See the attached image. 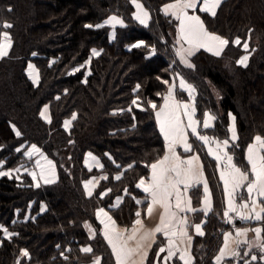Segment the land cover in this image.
I'll use <instances>...</instances> for the list:
<instances>
[{
	"label": "trees",
	"instance_id": "obj_1",
	"mask_svg": "<svg viewBox=\"0 0 264 264\" xmlns=\"http://www.w3.org/2000/svg\"><path fill=\"white\" fill-rule=\"evenodd\" d=\"M141 1L151 14L148 25L135 19L133 0H0L1 29L12 40L0 58L1 167L26 161L25 149L35 144L55 161L59 175L56 182L39 186L27 174L22 181L0 176V264H81L99 256L102 264H115L95 209L125 188L139 194L137 181L164 155L165 142L150 103L162 102L167 81L177 72L196 87L199 115L206 109L215 115V132L229 138V118L235 116V161L250 173L245 146L257 134L264 136V0H223L215 15L198 8L207 29L229 42L221 55L199 49L191 67L178 60L177 18L162 11L173 0ZM112 15L123 20L114 39L110 27L102 24ZM237 39L254 48L245 67L236 63L244 52ZM139 40L144 44L129 47ZM95 49L99 52L94 55ZM30 61L40 69L38 84L27 74ZM45 106L50 121L42 116ZM88 152L99 155L109 173L102 184L111 186L105 202L99 192L85 194L83 180L96 171L86 167ZM123 168V176L113 181ZM216 189L223 203V191ZM135 208L127 196L113 211L121 222H130ZM211 223L207 231L214 237L195 238L197 264H214L218 215ZM5 228L13 235L5 236Z\"/></svg>",
	"mask_w": 264,
	"mask_h": 264
},
{
	"label": "rangeland",
	"instance_id": "obj_2",
	"mask_svg": "<svg viewBox=\"0 0 264 264\" xmlns=\"http://www.w3.org/2000/svg\"><path fill=\"white\" fill-rule=\"evenodd\" d=\"M198 7L200 9L199 5ZM106 26L110 27L109 24H107ZM111 28L112 27L109 28V35ZM215 34L224 38V40L228 44L229 40L226 37H224L223 35H219L217 33ZM176 41L178 48V40L176 39ZM242 42L243 41L239 39L235 40V44L241 45L243 47L242 49L244 50V52H242L236 59V63L238 65L244 66L239 62V59L243 57L249 63L254 48H251L248 42H244V43ZM11 46H12V40L10 33H8L5 30H2L0 23V58L5 56L9 52ZM197 51H195L190 57H188V60H186V62L190 64V66L185 65L179 57L178 60H180L183 66L191 67L193 66L192 57ZM222 53H219V55H221ZM93 54L95 55L94 52ZM177 56H178V51H177ZM88 63L89 61L86 62V64ZM27 74L29 75L32 81L35 80L38 81L39 83L40 69L38 68L37 64L34 61L29 62L27 66ZM179 76L183 78V76L179 72L173 74L171 80L169 82L167 81L168 86ZM183 79L188 84H190L189 86L191 87L192 90L179 85L176 86V95L175 98L173 99L174 101L172 102L171 105H169L171 106L170 111L161 114L162 117H164V125L166 126V132L169 131L171 133L170 141L171 143L173 142V153L167 154L166 151L167 140L164 134L162 133L161 129L159 128V124H158V111L160 112L162 108H164L163 104L168 96L167 93L168 86H167L165 97L162 100V102L157 104L156 102L151 101L150 103L151 106L155 108L158 128L165 142L164 155L150 164L148 175L142 176L137 181L136 187L139 190V194H134L129 190H127V188H125L121 194L114 196L112 200L108 203V205H100L96 207L95 216L97 218V209L100 207H104V209L105 208L108 209L110 215L114 218V220L117 221L119 225L128 227L129 229L130 227L133 226V229L131 230L133 231L136 228L134 227V225L136 224V219H138L137 217L141 215L140 218H142L143 216L142 213L146 212L144 206L145 204H147L148 206V203L150 201V197L140 188L139 182L141 180L143 181L150 180V177L152 176L153 164L163 161L166 155L167 156L165 158L166 159L165 163L160 165L162 171H159V173L164 178L166 176L165 179L168 180L169 179L168 169L169 166L173 164V157H175L176 155H180V157L189 158L190 161L188 163L186 162V164L190 166L189 169L190 172L186 173L187 178H184L185 179L184 181H187V183L189 182V184H191L190 188L187 190H189V195L191 197L192 204L194 206V211L192 212L191 217L189 216V214H187L188 216V220H187V217L185 216L188 224L187 231L191 236V245L190 243L183 242L181 248L184 247V244L186 245V248L180 252H174L172 246L176 244V242H173L171 244L169 243L168 245L166 237L163 234H158L156 240H158V237L160 236V238L163 239V241L161 239L158 241L149 264H177V262L178 264H197L195 263L196 256L194 251L196 244L195 238L200 236L214 237L213 233L210 234L207 231V226H209L210 224L211 227L212 225L211 217L213 215H218V222H221V225L217 229L216 238L220 242H219L218 250L215 253V256L213 257L214 264H264V184L258 186V183L256 181L257 177L255 174V170L259 172L261 170V172L264 174V136L257 134L253 138V140L248 145L245 146V159L250 167V173H248L244 171L242 167L239 166L235 161V153L236 152L239 153L238 148H236L237 145L234 146L232 144V142L239 141V133L237 129V122L235 116L231 115L229 118V124H228L229 138H227L226 136L225 137L222 136L220 132H215L214 131L216 127L215 115L208 109L204 111L202 116L199 115L197 109L198 96H197L196 87L192 83L187 81L185 78ZM210 86L213 89L214 94L217 97H219L220 92L218 91V89L212 83L210 84ZM45 107H47L48 109V106ZM169 112H171L172 115L168 114ZM207 115L213 118L212 123H210L209 126H206L205 124L206 123L205 119ZM179 140H184L183 144H185L186 146L175 143L176 141ZM250 146L253 149L252 155L257 165V168L255 170L253 168V161L250 157V153L248 150ZM32 149L34 151L32 150L31 157L28 156L26 157L25 155L26 152H24V157H25L24 160L27 161V159H29V165L31 164L29 170L32 173V175L37 177V179L34 180L31 177L32 175L28 174L29 171L27 175L32 179V182L34 183L35 186H39L40 184L39 185L36 184H38L40 180H43L44 175H49L53 169L55 170V167L58 173V168L55 161L50 156H48L45 153V151H43L40 147L34 146ZM212 151L216 152L217 154L221 153L222 158L215 157L212 154ZM97 156L99 157V159H101L100 162L101 167L99 169H89L86 166L89 170H96V171H94L95 173L91 174L89 177L83 180V188L85 194L89 197L99 192V197L102 199L103 202H105L108 200L107 196L111 191V186L107 185L103 187L102 184L108 180L109 173L104 170L105 164L102 158L99 155ZM204 156L207 157L209 163L205 161ZM198 160L200 161V164ZM22 163L24 164V162ZM22 163H20L21 165L18 164L14 168H3L1 167L2 164L0 163V176L6 174L9 177H15L17 180L22 181L23 180L22 178H24L23 177L24 174H21ZM124 169L125 168H123L120 172L114 173V175L112 176L113 181L123 176ZM183 170L186 172V170L188 169L183 167ZM220 170L222 172L221 175H220ZM193 171H195L194 175L197 177V180L202 176L201 173H199L202 171L204 176V182L207 183V185L209 186L212 192V204H211L212 209L210 210V212L203 208V201L205 195H204V186H202V182L196 181L195 178L194 181L192 182L193 178H191V176ZM213 172L217 173L216 178H213L214 177L212 176ZM93 175L100 177L95 190L92 192L91 195H89L86 191L87 188L85 187L84 182ZM58 177L59 175L57 174V179L55 180V182L58 180ZM221 177L224 179L225 182L222 181ZM258 181L260 182L261 180ZM165 182L170 183V181H165ZM216 186L218 190L223 191L222 192L223 203L220 201V199H217ZM168 187L171 190V186ZM225 188L230 189L232 191V194L235 195V198H233L234 205H231V207H229V209L227 210H226V201H225ZM227 193L230 194L229 191H227ZM127 196L132 197L136 204L135 213H134L135 216L130 220V222L129 221L121 222L117 218L116 214H114L113 209H118L120 206H122ZM144 196H148L149 198L145 197L146 201L145 202L142 201L141 203H139V200L141 198L144 199L143 198ZM116 197H120L121 202L119 205L114 204ZM157 198L162 199L164 203V211L163 209L159 210L162 213L161 217L173 216L172 211L170 209L165 208L167 203L169 205V201H168L169 199H165V196L163 194L157 195ZM174 201H176V199H174ZM215 202L219 205V206L216 205V209L218 211H216L214 207ZM158 205L160 204H157L156 207ZM184 211H186L184 210V208L181 207L178 208L177 214L173 216L174 218L172 224H180L182 222V221L180 222L178 215H180ZM121 218L123 219V217ZM98 222L100 223L99 220ZM142 222L143 221H141V223ZM0 226L2 225L0 224ZM100 226L102 227L101 223ZM89 227L91 231L95 233V230L93 226H91V224L89 225ZM235 230H237L236 233ZM101 233L103 235V229L101 230ZM4 235L9 237L13 234L9 232L8 229L5 228ZM132 235L134 236V234ZM236 236L238 238L237 243L235 242ZM197 250L201 252L200 245H197ZM196 255H198V253ZM26 256L27 257L30 256L28 251ZM90 261L91 260H89L88 262ZM101 264H102V260H101Z\"/></svg>",
	"mask_w": 264,
	"mask_h": 264
},
{
	"label": "crops",
	"instance_id": "obj_3",
	"mask_svg": "<svg viewBox=\"0 0 264 264\" xmlns=\"http://www.w3.org/2000/svg\"><path fill=\"white\" fill-rule=\"evenodd\" d=\"M223 0H175L168 2L163 5L162 11L166 15H171L178 20L177 25V40H178V57L181 59V61L185 65H189L186 60H188V57H190L195 51L198 49H206L210 53L213 54H219L222 53L227 45V42L224 40V38L216 35L215 33L210 32L206 29L205 23L202 19V16L197 12V9L200 6V11H203L204 13H208L210 15L216 14L218 7L222 3ZM134 17L136 20H138L140 23L147 25L150 22L151 14L150 11L146 8V6L140 1V0H134ZM103 25L109 24L111 28L110 30V38L114 39L115 33H116V27L121 26L123 24V20L115 15L110 16L107 18L103 23ZM144 44L142 40L137 41L136 43L129 45V47L132 46H139ZM99 51L97 49L94 50V53L97 54ZM239 62L242 65H247L248 61L245 60V58H240ZM246 62V63H245ZM34 83H38V81L33 80ZM182 86L189 88L191 87L182 77H177L171 84L168 86V96L164 102V108L159 112L158 111V124L159 128L161 129L162 133L164 134L167 145H166V151L168 153H173V142L170 141V132H166V126L164 125V117H162V113L168 112L171 109L173 99L176 95V86ZM193 86V85H192ZM162 105V106H163ZM180 112V111H179ZM184 112V111H183ZM168 114L172 115L171 112ZM42 116L45 118V120L50 121L51 115H50V108L44 107L42 109ZM213 118L209 115L206 116L205 124L206 126H209L210 123H212ZM68 123V126H67ZM208 124V125H207ZM71 125V119L67 120L65 123L66 128H70ZM235 127V125H234ZM176 144H180L183 146H186L184 143V140H179L175 142ZM36 145H30L25 149L26 157H31L32 154V148ZM252 146V145H251ZM249 147V153L250 157L253 161V168L254 170L257 168V165L255 163L254 157L252 155L253 149L252 147ZM38 147V146H37ZM252 150V151H251ZM34 151V150H33ZM212 154L215 157H221V153L217 154L216 152L212 151ZM167 156V155H166ZM165 156V158H166ZM195 157V156H193ZM163 161H160L158 163H154L152 166V176L150 177V180L143 181L141 180L139 182L140 188L150 197V201L147 204H145L144 208L146 210L145 213H142V218L137 217L136 224L134 227H136L133 231V226L130 227H124L117 223L116 220L110 215V212L108 209H104V207H100L97 209V218L100 221L103 229V236L108 243V245L111 247L115 254V264H146L149 253L156 242L158 234H163L169 243L176 242L172 246L174 252H180L186 248V245L184 244V247H182L183 242L184 243H190L191 245V236L187 231V220L189 216L191 217L192 212L194 211V206L192 204L191 197L189 195V189L191 184L187 181H184V178H187L186 173L190 172V166L186 164V162H190L189 158H183L180 157V155H176L173 157V164L169 166L168 173H169V179L166 180L165 178L159 173V171H162L161 164L165 163V159ZM222 158V157H221ZM200 160V159H199ZM198 160L199 164L200 161ZM101 159L94 154L93 152H88L85 157V164L89 169H99L101 167ZM21 165V164H20ZM29 159L27 161H24V164L22 163V172L21 174H27L29 171V175H32V173L29 170ZM183 167L188 169L186 172L183 170ZM201 177L197 180V177L194 175L195 171L192 172L191 178H193L192 182L194 181V178L196 181L202 182V186H204V201H203V208L205 210L212 209V192L207 185L206 182H204V176L202 171ZM57 171L56 167L55 170L53 169L49 175H44L43 180H40L39 184H45L49 182H54L57 179ZM222 174L220 170V175ZM256 174V181L259 185L264 184V174L259 171L255 170ZM34 180L37 179L36 176H31ZM100 176H91L88 178L84 183L85 187L87 188V193L89 195L92 194V192L95 190L98 182H99ZM222 181L224 179L221 177ZM258 180H261L260 182ZM165 181H170V183H166ZM255 181V180H254ZM225 182V181H224ZM168 186H171V190ZM92 188V189H89ZM256 188V187H255ZM227 191L230 192V194L227 193ZM184 192V193H183ZM163 194L165 196V199H169V205L166 204L165 208L170 209L173 213V216L177 214L178 208H184L183 213L178 215L180 219V224H172L173 223V216L170 217H161L162 213L159 211L160 209H163L164 211V203L162 199L157 198V195ZM262 194V193H261ZM144 199H140L139 203L142 201L145 202ZM148 197V198H149ZM233 198H235V195L232 194V191L228 188H225V201H226V210L231 207L233 204ZM176 199V201H174ZM121 202L120 197H116L115 203L116 205H119ZM157 204H160L156 207ZM228 207V208H227ZM46 207L43 206L42 210H44ZM141 208V207H140ZM139 208V209H140ZM207 211V212H208ZM245 212V211H244ZM243 212V213H244ZM187 220H186V217ZM161 217V218H160ZM140 218V219H139ZM138 220V221H137ZM141 221H143L141 223ZM138 223V224H137ZM237 230H235V233ZM134 234V236L132 235ZM235 242H238V238L236 236ZM86 250H91L89 246L85 247ZM22 254H27V251L24 250ZM81 264H101L100 257H94L90 262H84Z\"/></svg>",
	"mask_w": 264,
	"mask_h": 264
}]
</instances>
